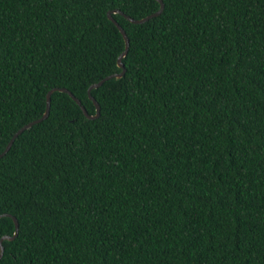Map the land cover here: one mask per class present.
Returning <instances> with one entry per match:
<instances>
[{"label": "trees", "instance_id": "1", "mask_svg": "<svg viewBox=\"0 0 264 264\" xmlns=\"http://www.w3.org/2000/svg\"><path fill=\"white\" fill-rule=\"evenodd\" d=\"M162 1L0 157V264H264V0ZM159 8L0 0V153Z\"/></svg>", "mask_w": 264, "mask_h": 264}, {"label": "water", "instance_id": "2", "mask_svg": "<svg viewBox=\"0 0 264 264\" xmlns=\"http://www.w3.org/2000/svg\"><path fill=\"white\" fill-rule=\"evenodd\" d=\"M160 4V8L149 14V15H146L142 18H138V19H135V18H132L131 16L123 13L121 10L119 9H113V10H108L107 11V17L110 21H112L115 26L119 29L120 33L122 34L123 36V39H124V42H125V48L124 50L119 54V56L117 57V64L118 66L121 68V71L120 72H115V73H112L104 78H102L101 80L91 84L88 88V96L90 98V100H92V102L94 103L95 105V113L94 114H89L86 110V108L81 104V101L70 91L68 90L67 88H64V87H54V88H51L47 94H46V108H45V111L43 113V115L40 117V118H36L34 120H31L29 121L28 123L22 125L14 134L13 136L10 138V140L8 141L7 145L5 146L4 150L0 153V157L3 156L11 147L15 137L20 134L23 130L29 128L31 125H33L34 123H37L41 120H43L44 118H46L48 116V113H49V107H50V96H51V93L54 91V90H60V91H64L66 93H68L76 102L77 104L80 105L84 115L89 118V119H95L99 116L100 114V105L99 103L97 102V100L91 95L90 91L92 88H95V87H98L100 86L106 79H109L111 77H115V78H120L124 72H125V67H124V64L122 62V58L126 55L127 53V50H128V47H129V39H128V36L125 32V30L123 29V27L113 18L112 16V13L114 12H119L121 13L127 20H129L130 22H133V23H142L146 20H148L149 18L153 17V16H156L158 15L164 8V4H163V1L162 0H157ZM10 216L12 219H13V222H14V225H15V230H14V233L12 235H3L1 238H0V258L3 254V245H2V240L4 239H13L15 238V236L17 235L18 233V221L16 219L15 216L11 215V214H8V213H2L0 214V217L1 216Z\"/></svg>", "mask_w": 264, "mask_h": 264}]
</instances>
